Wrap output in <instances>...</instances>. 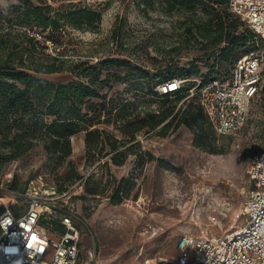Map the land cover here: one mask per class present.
<instances>
[{
  "label": "rangeland",
  "instance_id": "374dc122",
  "mask_svg": "<svg viewBox=\"0 0 264 264\" xmlns=\"http://www.w3.org/2000/svg\"><path fill=\"white\" fill-rule=\"evenodd\" d=\"M29 1L34 5L46 2L54 12L82 7L100 12V20L93 25L66 23L59 31L47 29L41 35L35 34L41 46H47L45 53L59 54L65 67L119 57L151 72L161 67L163 78L182 68L191 70L181 92L141 103L138 110L150 107L162 111L174 106L177 112L192 98L194 79L214 69L216 60L208 58L214 47L206 46L207 41L200 37L199 43L192 41L187 34L190 15L167 12L161 0H107L89 6L82 0ZM19 3L0 0V11L6 13ZM201 9L198 16L206 18ZM245 50L237 48L228 58L219 59L215 76H228L231 58ZM172 58L174 65L165 66ZM132 65H109V70H118L123 79L108 77L102 88V93H109L106 101L131 98L135 85L127 78ZM45 76L59 81L76 78L74 71ZM160 78L149 77L145 82L158 86ZM181 93L184 97L176 100ZM263 98L261 95L253 104L249 122L241 132L216 133L217 151L196 146L194 129L179 123V116L165 135L160 129L148 133L143 130L135 140L125 143L120 148V157L125 156L121 165L113 162L116 152L108 146L102 153L100 148L90 150L82 131L71 137L73 152L69 160L79 174L74 182L66 178L71 166L51 170L39 147L3 168L0 196L25 192L29 182L41 176L42 189L51 194L49 202L74 210L77 216L81 243L76 264H173L169 260L175 259L177 242L183 234L222 236L243 224L242 207L250 189L246 169L251 155L264 149ZM104 126L122 137L112 123ZM119 187L123 198L114 203ZM89 189L96 193H89ZM17 200V206H25L26 198Z\"/></svg>",
  "mask_w": 264,
  "mask_h": 264
},
{
  "label": "trees",
  "instance_id": "16d2710c",
  "mask_svg": "<svg viewBox=\"0 0 264 264\" xmlns=\"http://www.w3.org/2000/svg\"><path fill=\"white\" fill-rule=\"evenodd\" d=\"M161 1L169 13L183 11L190 15L187 34L192 41L199 43L201 38V41H207L206 46L214 47L208 55V58L216 60L214 69L200 77L205 81L228 78L236 61L257 46V33L232 12L230 0ZM199 8H202V13H206V18L198 16ZM100 17V12L88 7L54 12L46 2L34 5L29 0H20L19 4L12 5L6 13L0 11V173L9 163L22 159L40 147L46 157L45 165L51 170L66 164L71 166L66 178L72 183L79 177L69 160L73 152V135L85 131L90 150L100 148L99 152L102 153L108 146L112 152H116L112 156L113 162L121 165L125 156L120 157L123 154L120 148L125 143L135 140L143 130L148 133L160 129L162 135H165L178 116L179 123L194 129L196 146L217 151L215 141L216 133H219L207 117L197 94L192 95L185 107L179 108L177 112H174V106L162 111H155L150 107L138 110L141 103L153 102L158 97L182 91L160 94L156 88L157 83H146V78L161 77L158 80L161 81L160 84L172 78H190L191 70L182 68L163 78L161 67L151 72L143 66H133L130 60L119 57H108L96 64L65 67L61 56L45 53L47 46H41L40 40L35 37V34L41 35L47 29L59 31L66 23L74 26L83 23L93 25ZM36 28L41 30L37 31ZM224 43H228V46H224ZM240 47H246V50L231 58L232 67L228 76H215L219 59L228 58ZM113 64L132 65L127 78L135 85L131 98L118 97L106 101L109 93H102V88L108 82V77L113 75L115 80L123 79L118 70H109V65ZM172 65L174 58L169 59L165 66ZM106 70H109L108 74L103 77ZM64 71H74L76 78L59 81L45 76ZM261 95H264V87L261 94L253 100L252 107ZM183 97L181 93L176 100ZM96 99L105 101L96 102ZM102 117H105L104 120ZM248 122L249 118L245 127ZM110 123L121 133V138L105 128L104 124ZM148 155L155 157L150 152ZM88 191L96 193L95 189ZM121 192L120 187L115 191L114 203L121 202Z\"/></svg>",
  "mask_w": 264,
  "mask_h": 264
},
{
  "label": "built area",
  "instance_id": "2783aa9c",
  "mask_svg": "<svg viewBox=\"0 0 264 264\" xmlns=\"http://www.w3.org/2000/svg\"><path fill=\"white\" fill-rule=\"evenodd\" d=\"M90 5L107 0H82ZM230 9L258 35L257 46L240 57L228 78H196L197 94L214 129L221 135L239 133L253 100L264 87V0H230ZM190 78H172L156 87L160 94L179 92ZM250 182L243 203L244 222L222 236L183 234L173 264H264V149L249 159ZM42 177L25 192L13 191V204L0 202V264H76L81 232L74 210L49 202ZM26 198L24 207L18 198ZM162 262L161 264H163Z\"/></svg>",
  "mask_w": 264,
  "mask_h": 264
},
{
  "label": "bare ground",
  "instance_id": "6f19581e",
  "mask_svg": "<svg viewBox=\"0 0 264 264\" xmlns=\"http://www.w3.org/2000/svg\"><path fill=\"white\" fill-rule=\"evenodd\" d=\"M6 202L7 204H13L14 203V198L11 196H0V202Z\"/></svg>",
  "mask_w": 264,
  "mask_h": 264
}]
</instances>
